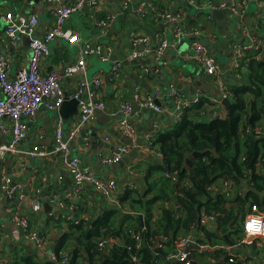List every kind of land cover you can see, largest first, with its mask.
Instances as JSON below:
<instances>
[{"label": "crops", "instance_id": "crops-1", "mask_svg": "<svg viewBox=\"0 0 264 264\" xmlns=\"http://www.w3.org/2000/svg\"><path fill=\"white\" fill-rule=\"evenodd\" d=\"M75 1L0 0V58L6 64L9 79H15L19 70L27 68L30 40H42L56 26L55 11ZM231 3L237 9H232ZM221 4L225 7L219 8ZM208 9L225 11L221 26ZM167 13L174 21L167 22L163 17ZM6 14H11L10 20L5 19ZM32 15L37 17L38 23L31 34H22L14 28V34L7 35V27H14L18 17ZM62 29L77 36L78 41L76 44L60 38L49 41V52L40 59L41 73H57L59 88L68 99L80 83H86L79 100L92 94L103 104V109L97 110L84 126L78 124V104V114L68 120L57 113L61 105L55 110L40 107L32 119L22 120L27 131L26 139L17 151L5 154L0 161V264H13L16 259L30 255L38 263L59 264V259H72L74 251L77 255L75 263L87 264L83 249L75 244L78 234L68 238L56 252L63 237L72 234L70 227L75 220L85 230L93 224L102 223L109 215L116 227L120 224L123 230L129 226L130 231H135L130 228L131 218L137 216L139 220L143 219L145 209L134 211L138 205L132 204L131 200L144 197L151 166L164 164L157 147L153 146L157 135L168 132L185 114L202 122H206L201 120L202 117H206L207 122L228 119L230 86L243 83L242 77L250 61H264V0H201L193 3L190 0L85 1L67 18ZM175 30H179L181 35L177 37ZM133 37L143 38L146 43L134 45ZM195 41L219 66L220 75L216 79L208 77L192 57ZM163 42H166L165 48L156 54ZM244 46L253 48L244 53L240 61L236 52ZM86 47H101L102 52L100 55L88 54L81 59L80 52ZM136 51L143 55L134 58ZM103 56L106 58L102 59ZM81 61L85 67L83 73L65 75L68 67ZM94 81H98L99 85L95 86ZM135 95L140 99H150L161 111L157 113L140 107L134 99ZM199 96L205 101L199 110L192 105L183 112L174 102L175 97L192 101ZM223 99H228L229 109L225 108ZM253 100L252 95H246L247 104ZM125 104L130 106L128 116L123 112ZM259 107L257 104L256 110ZM58 118L61 119L63 138L70 141V156L100 181L114 182L110 197L103 196L91 185L78 186L58 156L28 155L34 149L51 151ZM240 123L238 135L242 139L245 134L256 135L255 128L264 129V116L255 120L249 111ZM0 125L5 129V132L0 129V144L8 145L13 134L11 121L0 119ZM72 133L74 136L70 138ZM147 135H151L150 147L147 146ZM257 138H262L264 142L262 136ZM124 147H128V152L123 153L117 162H104ZM260 153H263V147ZM262 168L258 167L257 174H262ZM1 173L22 196V216L32 228L45 236L43 248L25 239L22 228L12 221L15 210L2 190ZM221 181H216L211 189L220 193L219 188L214 186ZM261 188H250V184L242 189L234 187V192L227 199L226 207H232L234 203L230 201H233L237 191L241 196L250 191L247 205L242 209L244 216L236 221L240 229L250 215L252 205L264 214V186L261 185ZM127 192L130 195L123 200ZM149 198L150 195H147L144 199ZM173 204L155 202L151 208L152 219L155 220L163 209L175 208ZM202 214V218L198 217L200 229L188 234L194 241L188 247L197 245L200 248H185L190 254L189 264H264V234L247 236L245 243L239 244L243 237L241 230L237 233L231 230L222 235L218 231L216 216L206 219ZM133 233H140L141 237V231L130 232L129 235ZM110 239L113 240L106 248L99 249L101 254H107L108 247L121 244L120 239ZM171 263L186 264L177 260H171Z\"/></svg>", "mask_w": 264, "mask_h": 264}, {"label": "trees", "instance_id": "trees-1", "mask_svg": "<svg viewBox=\"0 0 264 264\" xmlns=\"http://www.w3.org/2000/svg\"><path fill=\"white\" fill-rule=\"evenodd\" d=\"M242 78L243 83L229 88L231 96L227 98L231 101V106L228 119L202 122L185 114L168 132L157 135L153 146L157 147L164 164L156 163L151 166L148 172V189L142 195L144 197L131 200L132 204L138 205V209L134 211L141 212L142 208L145 209L143 219L139 220L137 216L131 218L130 228L135 231H130L129 226L123 230L120 224L117 228L109 215L102 223L93 224L85 230L80 222L73 223L70 227L72 234L63 237L56 252H59L68 238L78 234L75 236V244L83 249L87 264H136L132 261L133 256L138 257L141 264H172L169 255L173 252L177 239L194 229H200L198 217L201 218V212L216 216L220 234L231 230L240 232L242 229L236 226V221L238 217L244 216L242 209L247 205L250 191L244 196L237 191L233 201H230L234 206L226 207L229 196L211 188L218 180L232 181L233 189H242L250 184V188L262 190L261 185L264 186L263 139L252 133L245 134L242 139L238 135L240 122L249 111L253 113L255 120L264 116V61H250ZM248 94L254 97L250 104L246 103ZM203 103L205 101L201 100L195 109L199 110ZM257 104L260 105L258 110ZM259 166L263 167L261 175L257 174ZM129 195L127 192L123 200L128 199ZM147 195L150 198L144 199ZM157 201L173 202L175 208L161 210L160 215L153 220L151 208ZM137 230L141 231L142 238L138 249L129 235L130 232H139ZM111 237L120 239L121 244L108 247V253L101 254L97 240ZM160 237L167 238V242L153 248L158 245ZM148 239L154 241L152 247L148 246ZM76 256L74 251L68 264H76ZM13 264L53 263H38L30 255L16 259Z\"/></svg>", "mask_w": 264, "mask_h": 264}, {"label": "built area", "instance_id": "built-area-1", "mask_svg": "<svg viewBox=\"0 0 264 264\" xmlns=\"http://www.w3.org/2000/svg\"><path fill=\"white\" fill-rule=\"evenodd\" d=\"M85 1H89L91 3H95L96 0H76L72 5H66L61 7L55 11L56 16V26L46 33L42 40L31 39L29 47H30V57L28 61V65L26 69L19 70L15 79H9L7 73L5 71L6 64L2 58H0V90L2 96L0 97V119L8 118L11 121V130H12V139L8 145L0 144V161L3 156L7 153H13L17 151L19 145L26 139L27 131L25 127V123L22 121L24 119H32L35 113L38 111L40 107H44L46 109H57L64 100V92L59 88L58 79L59 75L55 72H50L47 75L41 73L39 69L40 59L42 56H45L49 52L48 42L54 38H60L68 40L72 44H76L78 39L77 36H72L68 31H64L62 29L64 23L67 18L77 10H79L84 4ZM201 0H190L191 3L197 2ZM225 5H219V8H223ZM230 7L232 9H237L234 3H231ZM213 8V7H211ZM216 8V6H214ZM145 12L144 10L142 11ZM163 17L167 20V22H172L173 17L170 14H164ZM5 19L10 20L11 14H6ZM38 23V19L35 16L28 17H18L15 26L7 27L6 33L8 36H12L14 34V28L18 29V31L22 34H31L35 29ZM175 35L178 37L181 35L179 30L174 31ZM145 39L139 37H133L132 43L134 45H144ZM166 46V42H163L159 48L156 50V54H160ZM253 47L244 46L237 49V56L240 61H242V56L246 52H250ZM101 47H86L83 48L80 52L81 59L88 54H97L100 55L102 50ZM146 51V50H145ZM192 57L197 61V63L203 68L205 74L212 78L216 79L220 75L219 66L215 63L214 59L206 53L204 47L197 41L192 44ZM143 55L142 52H134L133 57L139 58ZM106 57L103 56L102 59ZM117 68L115 67L114 70ZM85 71V67L83 62L81 61L78 65L70 66L66 69L65 75L72 76L77 73H83ZM95 86H98V81H94ZM79 88L75 91L74 94L70 95L69 98L75 99L78 101L79 107V115H78V124L79 126H84V124L88 123L94 113L97 110L103 109V104L96 100L92 94H87V97L84 100H79L82 97L86 83L82 82L79 85ZM136 102L140 105V107L147 108L149 110H154L159 113L161 111L160 107L154 104L150 99H140L138 95L134 96ZM203 97L199 96L198 98L193 99L192 101H187L180 99L179 97L174 98L175 104L180 108L181 111H185L189 109L192 105H197ZM123 112L126 116H128L130 112V106L125 104L122 106ZM126 122H124L125 124ZM57 128L54 134L53 148L51 151L47 152L45 150H31L28 155L31 157H45L47 155L58 156L62 165L67 168L72 176L74 181L78 186L83 184L91 185L92 187L98 189L103 196L110 197L111 193L114 190V182H102L88 169H82L78 160L73 158L69 154L68 146L69 140L63 138L62 127H60L61 119H57ZM0 129L5 132L2 125H0ZM254 133L255 136H262L264 138V129L255 128ZM74 133L71 134L72 138ZM152 144L151 135H147V146L150 147ZM128 152V147H124L119 149L118 154H115L113 157L105 159V163L117 162L119 157L122 154H126ZM1 187L2 190L6 193L7 199L12 202L14 207V213L12 215V221L22 228V233L24 238L30 241L35 242L38 248H43L46 243V238L40 233L37 229L32 228L28 222V220L22 216L21 214V200L22 196L18 193V188L15 186H11L9 179L6 177L4 173H1ZM218 187L221 194L225 196H230L233 192L232 181L223 180L220 184L214 186V188ZM37 206V205H36ZM204 218L211 219L212 217H207L202 214ZM255 216H264V214L260 213L255 205L251 206L250 215L244 220L241 234L243 237L240 238L239 244L245 243V238L250 235H260L264 233H250L247 230V224L250 222L252 217ZM202 218V217H201ZM78 221L75 220L74 224H77ZM131 239L135 242V248L138 249L141 246L142 238L139 234L133 233ZM111 240L113 239H101L97 241L98 249H103L108 246ZM149 247L154 244V241L148 239ZM161 241V242H160ZM160 241L158 245L154 247H160V244L167 242V238L160 237ZM163 242V243H162ZM193 239L190 235L185 234L182 237H179L174 246L173 252L169 255V259L177 260L178 262L190 263V254L185 250L186 247L193 244ZM54 259V258H53ZM132 261L136 264H141L140 259L136 256L132 257ZM232 259H230V262ZM68 259H59V264H68Z\"/></svg>", "mask_w": 264, "mask_h": 264}, {"label": "water", "instance_id": "water-1", "mask_svg": "<svg viewBox=\"0 0 264 264\" xmlns=\"http://www.w3.org/2000/svg\"><path fill=\"white\" fill-rule=\"evenodd\" d=\"M208 13L210 15H212L214 17V19L217 20L218 26H221L222 18L225 15V11L208 9ZM77 104H78V102L75 99H68L67 96L65 95L64 100H63L61 106L59 107L57 113L64 120H68L69 117L76 116L78 114ZM223 104H224L226 109H229L230 103H229L228 99H223ZM211 152L214 153L213 150H211ZM45 207H47V206L45 205ZM189 249H200V248L197 245H194V246L188 247V250ZM186 251H187V249H186ZM174 264H177V263H174Z\"/></svg>", "mask_w": 264, "mask_h": 264}, {"label": "clouds", "instance_id": "clouds-1", "mask_svg": "<svg viewBox=\"0 0 264 264\" xmlns=\"http://www.w3.org/2000/svg\"><path fill=\"white\" fill-rule=\"evenodd\" d=\"M247 230L250 233H264V216L252 217L247 224Z\"/></svg>", "mask_w": 264, "mask_h": 264}, {"label": "rangeland", "instance_id": "rangeland-1", "mask_svg": "<svg viewBox=\"0 0 264 264\" xmlns=\"http://www.w3.org/2000/svg\"><path fill=\"white\" fill-rule=\"evenodd\" d=\"M201 120L206 121V122L208 121V119H207L206 117H202ZM118 227H119V225L117 226V228H118ZM99 239H101V238H99ZM74 243H75V242H74ZM79 253H80V252H79Z\"/></svg>", "mask_w": 264, "mask_h": 264}]
</instances>
